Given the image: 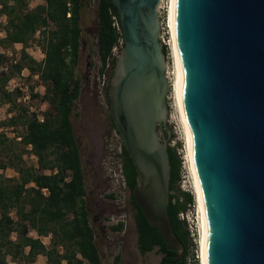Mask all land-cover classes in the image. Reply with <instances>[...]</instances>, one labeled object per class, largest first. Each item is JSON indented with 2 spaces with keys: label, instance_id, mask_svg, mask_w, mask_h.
<instances>
[{
  "label": "water",
  "instance_id": "obj_1",
  "mask_svg": "<svg viewBox=\"0 0 264 264\" xmlns=\"http://www.w3.org/2000/svg\"><path fill=\"white\" fill-rule=\"evenodd\" d=\"M121 46L107 110L135 172L131 196L182 259L169 216L159 0H107ZM181 103L209 219L208 264H264V0H176ZM96 59L98 54L96 49Z\"/></svg>",
  "mask_w": 264,
  "mask_h": 264
},
{
  "label": "trees",
  "instance_id": "obj_2",
  "mask_svg": "<svg viewBox=\"0 0 264 264\" xmlns=\"http://www.w3.org/2000/svg\"><path fill=\"white\" fill-rule=\"evenodd\" d=\"M29 1L33 0H0V14L5 17L0 27L3 32L0 46L22 45L17 60L8 64L6 71H0V105L8 104L20 112L0 120V127L18 122L23 127L16 142L21 144L17 152L11 150L13 139L0 132V169L11 167L18 174L6 177L0 173V264H7V257L18 263H32L38 255L44 257L43 264H61L62 261L64 264H101L88 219L79 150L70 123L72 105L80 89L75 72L80 17L89 0H39L28 8ZM95 12L97 73L102 76L107 71L103 85L107 104L106 88L116 56L111 49L121 46L118 45L121 34L119 28L112 25L111 17L116 19V16L107 0H96ZM35 33L39 34L36 41L43 54L39 59L24 50ZM6 59L0 52V66L4 67ZM23 68L36 74L43 86L41 98L47 103V109L41 113L40 120L36 113L28 112L25 105L16 103L22 94L19 87L12 90L5 87L7 80ZM111 127L114 130L112 124ZM27 147L36 158L35 168L21 164ZM166 153L169 164L167 214L176 237L186 249L188 230L178 214L191 203V196L176 187L178 155L171 147H166ZM117 161L133 204L138 251L144 253L156 247L161 253V264H185L186 254L182 259L176 258L135 205L131 196L135 172L122 146ZM106 197L111 198L112 194L107 193ZM10 212L14 216H10ZM122 228L121 223L109 226L113 232ZM29 231L36 236H30ZM41 236H49L48 244L41 241ZM118 258L114 257L113 264H117Z\"/></svg>",
  "mask_w": 264,
  "mask_h": 264
},
{
  "label": "rangeland",
  "instance_id": "obj_3",
  "mask_svg": "<svg viewBox=\"0 0 264 264\" xmlns=\"http://www.w3.org/2000/svg\"><path fill=\"white\" fill-rule=\"evenodd\" d=\"M39 0L29 1L28 8L33 7ZM169 0H162L157 10L159 19L158 40L164 52V74L167 81V91L165 94V135L157 132L159 142L165 147H171L178 155L179 162V181L176 187L181 191H186L191 196V203L186 205L184 211L178 214L182 219L188 230L189 244L185 249L182 257L185 255V264H201L200 258V233H199V215H198V200L197 193L193 185L192 173H190L189 159H187V143L184 135L182 125L178 119V110L175 103V96L170 89V84L173 81L174 65L171 57L170 47V32L166 24L168 14ZM96 0H89L84 13L80 17V46L78 51V60L75 66V72L80 81V89L77 98L74 100L70 114V123L74 137L77 142L80 159L84 170L86 171L85 187L86 190H92L86 201L90 216L96 217V223L89 220L90 225L95 234V244L98 249L101 264H113V259L117 255V264H159L161 254L153 247L150 251L140 253L136 244V232L133 219L127 207V190L123 192V202L121 205H115L110 198L106 197L109 192L107 186L108 180L104 181L97 187L91 184V171L89 168L93 166L95 170L104 176V166L107 159H112L113 154L108 150L107 142L109 141L112 133V127L108 117L107 104L103 94V85L107 80V71L102 76L97 73L99 61L96 59L95 38H96ZM167 11V12H166ZM5 22L4 15L0 14V27ZM3 32L0 30V37ZM39 34L35 33L34 36L26 43L24 50L31 56L39 59L42 55L38 42L36 39ZM117 46L114 54L118 53ZM22 45L14 43L11 46H0V52L6 55V61L3 64L6 67L11 62L17 60L19 51ZM6 89L12 90L19 87L22 94L16 99V103L26 106L28 112L36 113V118L41 119V113L47 109V103L42 100L43 86L40 84L36 74H30L26 68L21 69L18 74H14L6 82ZM28 95V99L22 101L21 96ZM37 95L32 98L31 95ZM12 109V110H11ZM16 107L11 108L8 104L0 105V120L6 119L10 115L19 113ZM0 132L8 139H13L15 142L11 150L17 152L21 144H16L19 135L23 132V127L20 122L12 126H1ZM15 137V138H14ZM22 163L25 167L35 168L36 158L26 148V152L22 153ZM91 162L92 165L88 164ZM0 173L6 177H17L18 174L11 167H6ZM104 180V179H101ZM110 182V181H109ZM92 185V186H91ZM99 195V202L92 203L91 198ZM101 209V213L97 210ZM123 212L126 216V222L119 232H113L109 226L104 225V218L107 214ZM14 216L12 212L9 214ZM89 217V216H88ZM89 219V218H88ZM32 231H29V234ZM40 239L48 244L49 236H41ZM7 264H43L44 257L41 255L36 256L32 263H18L12 261L9 257L6 258ZM64 264V261L61 262Z\"/></svg>",
  "mask_w": 264,
  "mask_h": 264
},
{
  "label": "bare ground",
  "instance_id": "obj_4",
  "mask_svg": "<svg viewBox=\"0 0 264 264\" xmlns=\"http://www.w3.org/2000/svg\"><path fill=\"white\" fill-rule=\"evenodd\" d=\"M159 0L157 4V10L159 8L160 2ZM175 10H176V0H169L168 4V14L166 20V24L168 26L170 32V47H171V57L172 63L174 65L173 70V81L170 84V89L172 90L175 96V103L178 110V119L182 125L184 135L187 143V161L190 164V173H192L193 185L197 193L198 200V219H199V233H200V258L201 264H208V236H209V219L206 211V202L204 197V191L202 189L200 180L198 178L196 169H195V161L193 156V135L191 131V127L189 121L182 109L181 103V77H182V58L180 54L179 44L177 40V35L175 31ZM167 12V11H166ZM167 78V77H166Z\"/></svg>",
  "mask_w": 264,
  "mask_h": 264
},
{
  "label": "built area",
  "instance_id": "obj_5",
  "mask_svg": "<svg viewBox=\"0 0 264 264\" xmlns=\"http://www.w3.org/2000/svg\"><path fill=\"white\" fill-rule=\"evenodd\" d=\"M112 18V25L118 29V23L117 20L115 19L114 16L111 17ZM121 44V41L118 42V45ZM117 46H113L111 51L112 54H114L115 50H116ZM0 70H4V68H0ZM28 99V95L27 94H23L21 96V100H27ZM121 142L119 139L118 134L116 133L115 130L112 131L109 141L107 142V147L108 150L111 151V153L113 154L112 159H107V161L105 162V166H104V172L105 174L109 177L110 179V187H109V192L112 194V197L110 198L112 200V202L119 206L122 204V200H123V192L124 190H126L125 184H124V178L121 172V168L120 165L118 164L117 161V155L120 153L121 151ZM42 191L45 193V189H42ZM126 222V216L123 212H118V213H110L107 214L104 218V225L107 226H111V225H115L117 223H121L122 225H124Z\"/></svg>",
  "mask_w": 264,
  "mask_h": 264
},
{
  "label": "crops",
  "instance_id": "obj_6",
  "mask_svg": "<svg viewBox=\"0 0 264 264\" xmlns=\"http://www.w3.org/2000/svg\"><path fill=\"white\" fill-rule=\"evenodd\" d=\"M42 53V52H41ZM42 56H43V54L41 55V57L40 58H42ZM40 120V119H39ZM113 130V129H112ZM79 157H80V154H79ZM91 162H92V160L90 161V162H88V164H90V165H92L91 164ZM80 164H81V169H82V175H83V184H84V188H85V192H86V197H85V201H86V198L89 196V194L91 193V194H93L92 193V190L93 189H90L89 191H87L86 190V187H85V180H86V171L84 170V168H83V166H82V163H81V159H80ZM89 170L91 171V173H90V175H91V178H92V182H91V184L93 185V186H95V187H97V186H99V184H100V179H101V174L100 173H98L96 170H95V168L93 167V166H91L90 168H89ZM91 185V186H92ZM97 197H94L92 200H93V202L94 203H97V202H99V195H96ZM92 200H91V202H92ZM87 201H86V207H87ZM87 210H88V208H87ZM88 215H89V220L90 221H92L93 223H94V221H95V216H90V212L88 211ZM92 227V226H91ZM94 232V231H93ZM29 234V233H28ZM30 236H36V234L32 231V233H30L29 234ZM94 238H95V234H94ZM42 241V240H41ZM43 242V241H42ZM44 243V242H43ZM45 244V243H44Z\"/></svg>",
  "mask_w": 264,
  "mask_h": 264
},
{
  "label": "flooded vegetation",
  "instance_id": "obj_7",
  "mask_svg": "<svg viewBox=\"0 0 264 264\" xmlns=\"http://www.w3.org/2000/svg\"><path fill=\"white\" fill-rule=\"evenodd\" d=\"M162 133H163V135H165V126H162ZM124 165H125V162H124ZM104 171V170H103ZM101 179H104V180H101ZM101 179L99 180L100 181V184H101V181H102V183H104V181H107L108 180V183H107V186H109L110 187V179H109V177L105 174V172H104V176H103V178L101 177ZM99 184V185H100ZM127 190V189H126ZM127 192H128V190H127ZM91 194V193H90ZM89 194V195H90ZM91 199H93V198H91ZM92 203H94L93 202V200H92ZM127 207H128V209H129V213L131 214V218L133 219V204H132V201H131V198L127 195ZM99 211V213L98 214H100L101 213V209H99V210H97V212ZM96 218V217H95ZM94 223H96V219H95V221H94ZM133 223H134V220H133ZM135 226V225H134ZM136 232V231H135ZM137 239H138V237H137V234H136V244H137ZM150 251V250H149ZM161 254V253H160ZM161 258V257H160ZM162 263V260L159 262V264H161Z\"/></svg>",
  "mask_w": 264,
  "mask_h": 264
}]
</instances>
